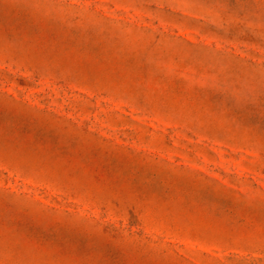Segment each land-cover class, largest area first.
<instances>
[{"label": "rangeland", "instance_id": "rangeland-1", "mask_svg": "<svg viewBox=\"0 0 264 264\" xmlns=\"http://www.w3.org/2000/svg\"><path fill=\"white\" fill-rule=\"evenodd\" d=\"M0 264H264V0H0Z\"/></svg>", "mask_w": 264, "mask_h": 264}]
</instances>
